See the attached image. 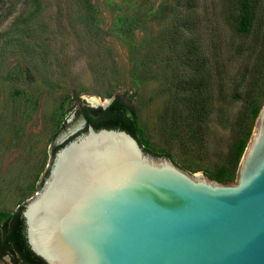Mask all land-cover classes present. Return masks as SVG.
I'll list each match as a JSON object with an SVG mask.
<instances>
[{
	"label": "rangeland",
	"instance_id": "rangeland-1",
	"mask_svg": "<svg viewBox=\"0 0 264 264\" xmlns=\"http://www.w3.org/2000/svg\"><path fill=\"white\" fill-rule=\"evenodd\" d=\"M241 1L0 0V216L39 191L58 138L85 126L77 109L89 96L99 107L130 100L150 154L191 175L229 170L234 182V145L254 130L252 109H264V78L236 81L237 64L223 62L219 88L220 48L243 44L264 60V0H248L249 29L236 37ZM191 100L203 102V118Z\"/></svg>",
	"mask_w": 264,
	"mask_h": 264
},
{
	"label": "water",
	"instance_id": "water-1",
	"mask_svg": "<svg viewBox=\"0 0 264 264\" xmlns=\"http://www.w3.org/2000/svg\"><path fill=\"white\" fill-rule=\"evenodd\" d=\"M83 124L58 138L21 210L35 255L47 264H264V109L232 183L191 175L125 130Z\"/></svg>",
	"mask_w": 264,
	"mask_h": 264
},
{
	"label": "trees",
	"instance_id": "trees-1",
	"mask_svg": "<svg viewBox=\"0 0 264 264\" xmlns=\"http://www.w3.org/2000/svg\"><path fill=\"white\" fill-rule=\"evenodd\" d=\"M29 1L30 5L36 3L37 5L39 4V0H26V5L29 4ZM87 6H89V4H87ZM32 10H34V8ZM250 19L251 17L249 2L248 0H242L239 3V17L236 21V26L234 27L236 37L243 36L248 31ZM217 58L220 66L218 76L220 80L219 88L221 91L225 76V73L223 72V62L225 64L229 63V66H232L233 63L238 65L235 74L236 76H234L236 81L238 80L239 76H241L240 78L244 77V79L247 78V80L250 78L249 81H252L253 79L255 81V84H258L261 82V79L264 78V75H261L260 72L261 67L264 63L263 58L258 52L254 53L253 50L245 48L243 44L235 43L233 45L226 46V49H224L223 51L222 48H220ZM186 84L188 85L187 93H196L193 89L192 81L187 82ZM250 101L251 100L249 95V102ZM190 102L192 103L193 109L195 111L194 117L197 119L203 118L205 115L204 110H202L203 102L200 100H191ZM259 110V105L255 106L252 109V115L256 117L259 113ZM77 114L82 115L85 120V126L82 131H85L88 125H91L94 129H121L130 133L139 142L136 135L137 127L135 109L131 105L130 100H126L123 95L117 94L106 108H102L99 106L90 107L88 105H82L78 107ZM192 132H195V130H193ZM250 135L251 133L248 132L237 139L233 148V159L235 161L240 160L248 143ZM59 147L60 145L54 146L52 148V153L54 154V152ZM144 151L156 155V153H154L153 151ZM161 155L170 158L169 154L167 153ZM236 176L234 175V179L236 178ZM230 177V171L222 169L209 176V178L215 179L216 181L222 183H229ZM22 208L23 204L18 206V208L14 212L8 213L6 215L2 214L0 216V257L9 255L13 264H47L43 259L35 255L31 251L26 241L24 233V220L21 215Z\"/></svg>",
	"mask_w": 264,
	"mask_h": 264
},
{
	"label": "bare ground",
	"instance_id": "bare-ground-1",
	"mask_svg": "<svg viewBox=\"0 0 264 264\" xmlns=\"http://www.w3.org/2000/svg\"><path fill=\"white\" fill-rule=\"evenodd\" d=\"M88 102H90L91 105H100V100L99 98L95 97V96H89L87 97ZM107 100L105 101L106 104Z\"/></svg>",
	"mask_w": 264,
	"mask_h": 264
},
{
	"label": "flooded vegetation",
	"instance_id": "flooded-vegetation-1",
	"mask_svg": "<svg viewBox=\"0 0 264 264\" xmlns=\"http://www.w3.org/2000/svg\"><path fill=\"white\" fill-rule=\"evenodd\" d=\"M88 106L93 107V106H91V105H88Z\"/></svg>",
	"mask_w": 264,
	"mask_h": 264
}]
</instances>
